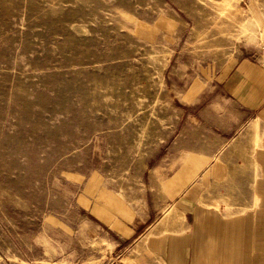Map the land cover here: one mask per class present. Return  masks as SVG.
<instances>
[{
  "label": "rangeland",
  "instance_id": "374dc122",
  "mask_svg": "<svg viewBox=\"0 0 264 264\" xmlns=\"http://www.w3.org/2000/svg\"><path fill=\"white\" fill-rule=\"evenodd\" d=\"M241 59L264 0H0V264H164L195 207L253 222L263 169L212 167L194 121Z\"/></svg>",
  "mask_w": 264,
  "mask_h": 264
},
{
  "label": "crops",
  "instance_id": "0c3cea01",
  "mask_svg": "<svg viewBox=\"0 0 264 264\" xmlns=\"http://www.w3.org/2000/svg\"><path fill=\"white\" fill-rule=\"evenodd\" d=\"M221 72L215 81L217 90L213 87L210 100L203 102L194 121L211 133L210 151L220 158L212 161V167L263 169L262 176L252 183L260 190L255 194L262 197V204L253 213V222L250 211L244 209L248 214L237 219L234 215L217 217L205 233L202 212L195 207L188 240L178 242L171 237V243L152 245L164 264H172L171 260L174 264H264V66L241 59ZM220 154H226L225 159Z\"/></svg>",
  "mask_w": 264,
  "mask_h": 264
},
{
  "label": "bare ground",
  "instance_id": "6f19581e",
  "mask_svg": "<svg viewBox=\"0 0 264 264\" xmlns=\"http://www.w3.org/2000/svg\"><path fill=\"white\" fill-rule=\"evenodd\" d=\"M197 160V159H196ZM198 161V160H197ZM187 179V178H186ZM172 185V184H171ZM174 189V188H173ZM174 192V191H173ZM172 192V193H173ZM174 194V193H173ZM173 221V215H166L161 221L160 223L156 226V228L154 230L157 229H162V230H166L167 228L170 229V223ZM160 227V228H159ZM178 229V228H177ZM161 242H159L161 245L162 244H166V243H171V238H167V239H163L160 240Z\"/></svg>",
  "mask_w": 264,
  "mask_h": 264
}]
</instances>
